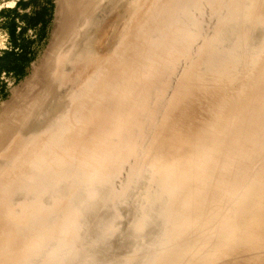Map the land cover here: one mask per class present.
Masks as SVG:
<instances>
[{
  "label": "rangeland",
  "instance_id": "1",
  "mask_svg": "<svg viewBox=\"0 0 264 264\" xmlns=\"http://www.w3.org/2000/svg\"><path fill=\"white\" fill-rule=\"evenodd\" d=\"M133 1L0 0V120L30 108L54 79L49 73L55 72L59 42L72 45L80 35L95 49L92 59H81L65 81H57L65 83L56 118L50 108L28 124L3 160L12 168L0 167V264H25L34 225L43 226L67 200L81 213L84 243L98 241L86 250L93 264H127L126 257L134 264H264V160H255L240 178L226 175L250 145L229 131L256 97L243 83L264 68V0ZM84 15L94 17V37L82 35L91 19ZM70 19L84 27L74 41L73 31L64 37ZM106 64L108 80L94 87L81 112L85 92ZM225 71L231 79H224ZM222 94L233 96V110L219 112L199 137L198 123L214 117ZM175 116L176 123L170 119ZM56 119L59 127L44 134ZM56 139L62 142L50 149ZM231 140L243 147L226 150L223 178L214 156ZM198 168L206 171L203 184H215V197L192 216L190 206L204 200L188 198L203 179ZM81 170L100 183L75 187Z\"/></svg>",
  "mask_w": 264,
  "mask_h": 264
},
{
  "label": "bare ground",
  "instance_id": "2",
  "mask_svg": "<svg viewBox=\"0 0 264 264\" xmlns=\"http://www.w3.org/2000/svg\"><path fill=\"white\" fill-rule=\"evenodd\" d=\"M111 1V0H110ZM137 1L138 0H136L135 2L137 3ZM108 2V1H107ZM134 2V1H133ZM134 2V3H135ZM136 5V4H135ZM88 6V5H87ZM87 6L85 5V7H86V9H88L87 8ZM77 7H79V6H77ZM77 7H73V8H77ZM89 7V6H88ZM72 7H71V9H73ZM91 8V7H90ZM89 8V9H90ZM92 9V8H91ZM73 10H75V9H73ZM94 10V9H93ZM100 10V9H99ZM99 10L98 9H96L95 11H98V13H99ZM101 10H102V8H101ZM104 10V9H103ZM103 10H102V12H103ZM137 10V9H136ZM135 10V11H136ZM88 10H85V12L86 13H89L90 12V10H89V12H87ZM94 11V12H95ZM92 12V14L94 15V16H96L97 14V12ZM85 13V14H86ZM89 14H91V13H89ZM88 14V15H89ZM73 16V15H72ZM74 17V16H73ZM85 15H84V18H82V20L84 19L85 20ZM91 17V19H92V21H91V19L89 20V18ZM88 17H86V19H87V21H88V25H87V23H85L84 24V26L86 27V26H88V28L85 30V29H83V30H85V32L83 31L82 32V35H83V37H94V34L92 33V32H94L93 31V28H94V26H93V24H92V22H94L93 21V16H88ZM75 18V17H74ZM81 19V18H80ZM69 22H70V24L69 23H67V25H66V30L64 31V33H65V36L64 37H66L67 36V34L69 33V34H71L72 33V31H73V33H72V35H71V38H70V36H69V38L71 39V41H74L75 39H76V41H77V43H76V41L75 42H72V45H71V43H65V41H63V39H64V37L63 38H61L62 40H61V42L63 41L65 44H66V48L64 47V43H62V44H64V45H62L60 42L58 43V47H57V51L55 52V69L53 68V71H55V72H50L49 74H55L54 75V79H51V81H48V83L46 82V84H45V86H43L44 87V89H43V91L40 93V95H39V97H38V99L36 100V102L30 107V108H28V109H21V110H19L17 113H15L14 112V114L13 115H7V116H5V118L4 119H2V120H0V167L2 168V167H7L8 168V170L9 169H11L12 167V164L11 163H9L8 161H10V160H6L7 158V155H8V153L9 152H12V150L11 149H13L16 145H17V142H16V144H14V146L11 148V146H12V144H13V142H15V141H17V136H19V134H20V132L23 130V129H25V128H27V126H28V124H32V126L37 122V119H38V117L39 116H41L45 111H47L48 109H50L51 108V112H52V116H53V118L55 119L56 118V114H57V109H58V104L59 103H61L62 102V97H61V95H60V92H61V90H62V88L64 87V83H63V85H61L60 83H58L57 81H65L68 77H69V75H70V73H71V69L73 68V66L75 67V66H77L76 64H77V62L78 61H80L81 59H83V61H85V60H88L89 58L90 59H92V57H94V54H95V52H94V50L92 51V48H90V44H88V42H86V43H83L82 44V42L81 41H79V40H81V38H80V35H78L77 36V34H80V30L82 29V27H80L79 26V20L76 22H71V19L69 20ZM80 22H81V20H80ZM82 23V22H81ZM83 23H84V21H83ZM92 25H91V24ZM96 23V22H95ZM90 25V26H89ZM227 25V24H226ZM80 27V28H79ZM78 28H79V31H78ZM84 28V27H83ZM79 33H78V32ZM91 34H93V35H91ZM228 34V33H227ZM77 36V38H75L74 36ZM82 35H81V37H82ZM91 35V36H90ZM219 35H217V37H218ZM67 38V37H66ZM75 38V39H74ZM78 38H80V39H78ZM73 39V40H72ZM221 38H219V40H220ZM218 40V41H219ZM66 41H68V39L66 40ZM221 41V40H220ZM69 42V41H68ZM67 44H70L71 46L70 47H68L67 46ZM118 49H119V47H118ZM261 47H260V51H261ZM118 51H120V50H118ZM259 51V52H260ZM94 52V53H93ZM136 54V53H135ZM147 55H148V60H150V58H151V56H152V54L151 53H149V52H147L146 53ZM105 56V55H104ZM136 56H137V54H136ZM120 57H122V56H120ZM140 57V56H139ZM138 57V58H139ZM100 58V57H99ZM106 58V57H105ZM105 58H104V60H105ZM98 59V58H97ZM122 59V58H121ZM136 59V58H135ZM109 60V59H108ZM134 60V59H133ZM137 60V59H136ZM92 61V60H91ZM103 61V60H102ZM105 61H107V60H105ZM120 60H118V62H119ZM135 61V60H134ZM140 61V60H139ZM86 62H88V64L90 65V64H92L93 62H94V59H93V61H92V63L91 62H89V61H86ZM101 62V61H100ZM122 62V60L120 61V63ZM138 63V62H137ZM136 63V64H137ZM102 64H105V62L104 63H102ZM135 64V65H136ZM89 65H87L86 64V67L87 66H89ZM93 65H94V63H93ZM100 65V64H99ZM54 67V66H53ZM84 67H85V65H84ZM85 67V68H86ZM136 67H137V65H136ZM134 68V69H136L137 70V68ZM80 68V67H79ZM82 69H83V67H81ZM84 68V69H85ZM96 68V67H95ZM107 68H108V66H107V64L106 65H102L101 66V68H100V73L99 74H96L97 76H99L98 78H96V79H94V80H92V83H91V81H90V83H91V86L89 87V91H86L85 92V95L84 94H82V95H84V98H83V100H82V98H80V100H82V102L81 103H83V105H79V107H80V109H81V112L83 111V106L87 103V101L88 100H86V97H88L89 96V94L90 93H92V91H93V89H94V87L95 86H97V85H99L100 83H102V79H107L108 80V78H106L107 76L105 75V71L107 70ZM139 69V68H138ZM140 69H141V67H140ZM52 70V69H51ZM245 70V69H244ZM77 71V70H76ZM83 72H84V70H82ZM140 71V70H139ZM138 71V72H139ZM95 72V71H94ZM98 72V71H97ZM121 72V71H120ZM120 72L119 73H117L119 76L118 77H120ZM122 72H123V69H122ZM133 72H135V70L133 71ZM226 72V77L224 78V79H231V74H230V72H227V71H225ZM77 73H78V71H77ZM86 73V72H85ZM136 73V72H135ZM144 73V72H143ZM48 74V75H49ZM117 74L115 75V77L117 78ZM137 74V73H136ZM76 75V74H75ZM94 75V74H93ZM144 75V74H143ZM41 77V76H40ZM80 77V76H79ZM92 77V76H91ZM94 77V76H93ZM136 77V76H135ZM138 77V76H137ZM114 78V77H113ZM115 78V79H116ZM90 79V78H89ZM104 79V80H105ZM112 79V78H111ZM117 79H119V78H117ZM117 79H116V82H118L117 81ZM134 79V78H133ZM70 80V79H69ZM114 80V79H113ZM131 80V79H130ZM115 82V83H116ZM130 82V81H129ZM132 82H134V80L133 81H131V83ZM89 83V84H90ZM135 83V82H134ZM88 84V85H89ZM133 84V83H132ZM136 84V83H135ZM245 84V86H244V88H245V90H249V91H253L254 90V92H256V97H254L255 98V100L253 101V104H251L250 106H249V108L247 107L246 109H245V117H241V118H239L238 120H237V124H235V126H233L232 128H231V130L229 131V133H232V134H239V137L241 138V140L243 141V140H247V139H249V146L248 147H246V149L244 150V151H242V154H243V156H242V158L240 159V161L238 162V164L237 165H235V168H234V170H233V174L231 173V172H229V174H226L229 178H240L241 176H243V175H245V174H248L250 171V169H251V167L253 166V164L255 163V162H258L259 164H262V161L264 160V158H262V159H260V157L258 158V159H256V156L257 155H259V154H261V152L263 151L264 152V68H258L257 69V72L253 75V76H251L250 78H248L247 80H246V82H244L243 83V85ZM66 85V84H65ZM88 85H87V87H88ZM219 85V84H218ZM133 86V85H132ZM130 87V86H129ZM34 88H35V86H34ZM36 89V88H35ZM190 89H192L191 88V86L188 88V89H186V93H187V91L188 90H190ZM28 90V89H27ZM221 90V89H220ZM36 91V90H35ZM216 92V91H215ZM25 93V92H24ZM33 93V92H32ZM94 93H95V91H94ZM103 93H105V91L104 90H102L101 91V96L103 95ZM34 94V93H33ZM29 95V94H28ZM35 96H37L36 94L34 95V98H35ZM29 97V96H28ZM236 97V96H235ZM27 98V97H26ZM31 98L33 99V97L31 96ZM30 98V100L32 101V99ZM28 100V99H27ZM79 100V101H80ZM20 101V100H19ZM235 100L233 99V96H231L230 98H227V97H225L223 94L221 95V99L218 101V102H216L217 104H216V106H215V111H214V117L210 120V121H207V122H205V121H202V122H200V123H198V128L194 131V132H196L197 134H199V137H202L203 135H204V133H205V129L206 128H208L209 127V125H211L212 123H214L215 122V120H217L218 119V113L219 112H226V111H231V110H233V108L234 107H230L231 106V104L234 102ZM30 102V101H29ZM172 102H175V100L174 99H170L169 100V111H167L166 109L164 110V114L165 115H169L170 116V113H171V108H170V104L172 103ZM27 103V102H26ZM33 103V102H32ZM48 103V104H47ZM165 103V102H164ZM24 104V103H23ZM47 104V105H46ZM78 104H79V102H78ZM44 105H46V106H44ZM16 106L17 105H15V108H16ZM20 106H22V105H20ZM44 106V107H43ZM42 107L43 108H45V109H43V111H42ZM161 107V106H160ZM75 108V107H74ZM78 108V107H77ZM153 108V107H152ZM163 108V107H162ZM186 108V107H185ZM192 108V107H191ZM76 109V108H75ZM79 109V110H80ZM49 111V112H50ZM8 112V111H7ZM11 112V111H10ZM78 112V111H77ZM160 112V111H159ZM182 113H183V110L181 109L180 111H179V116H181L182 115ZM4 114H6V113H4ZM76 115V114H75ZM74 116V115H73ZM79 116V115H78ZM164 116V115H163ZM162 115H161V117L162 118H164ZM179 116H175V117H173V118H170V119H172L173 120V122L174 123H176L177 121H178V118H179ZM76 118V117H75ZM74 118V119H75ZM251 118H252V120H251ZM73 119V118H72ZM169 119V118H168ZM80 120V119H79ZM76 121V120H75ZM111 121H114V119H112ZM110 121V124L112 123ZM244 121H248V125H247V130H242L241 129V125H242V123L244 122ZM115 125L114 126H116V125H118V121L117 120H115ZM69 123H70V121H69ZM74 123V122H73ZM71 124L70 125V128H72V130H73V128L76 126L75 124ZM76 123V122H75ZM59 125H60V123H57V119H56V124H55V126L50 130V126H48V127H46L44 130H43V133L44 134H46V133H48V132H51V131H54L57 127H59ZM251 126V127H250ZM108 127V125L106 126V128ZM109 129V128H108ZM104 132L106 133L105 134V136L108 134V132H106L105 131V129H104ZM40 137H42L43 136V134H41L40 133V135H39ZM65 138H62V139H64V141L63 142H65L66 140H67V138H66V136L65 135H63ZM102 136H104V135H102ZM104 136V137H105ZM69 138L71 137V136H68ZM16 139V140H15ZM62 139H56L54 142H52L51 143V146H49V148L51 149H55L56 148V144H58L59 142H62L61 140ZM200 140H201V138H199V139H197V141L198 142H200ZM233 140H236V139H233ZM34 143H33V145H35V146H39L40 145V143H38V138H36L34 141H33ZM232 140L231 141H225V143H223V145H219V147H218V149L216 150V152H215V156H214V158L217 160V162H218V169H219V175H222L223 176V178L225 177L223 174H222V172H223V170H224V166L226 165V163H227V161H228V157L227 156H225L226 155V150L228 149V148H230V147H233L234 146V150L233 151H235L236 149H240L241 150V147H243V145H242V143L241 144H238V143H236V144H234V145H232ZM38 143V144H37ZM54 145V146H53ZM46 146V145H45ZM45 146H43V147H45ZM53 146V147H52ZM222 146H225V147H222ZM222 148H225L224 149V151H223V153L221 154V150H222ZM160 151V149H156L155 150V153L153 154V155H157L158 154V152ZM56 153H57V151H56ZM221 154V155H220ZM58 155V154H57ZM152 155V157H154ZM152 157H151V159H152ZM4 158H6L5 160H6V162L4 163L3 162V160H4ZM256 160V161H255ZM260 160V161H259ZM255 161V162H254ZM263 165V164H262ZM11 167V168H10ZM17 169H18V166H17ZM159 170V169H158ZM157 170V171H158ZM198 173L200 174L199 175V178H203V179H201V180H199L198 181V183H197V185L194 187V189H193V191L191 192V195L188 197V198H191V200H194L193 202H195L196 200H198L199 198L198 197H201V198H203L204 200H202V201H200V202H197V203H195V204H193L192 206H190V211L188 210V214H192V216H194V215H196V214H198L199 213V211H200V208H202V209H204V205H205V203H206V201H207V204H208V206L210 205V204H212V202H213V200H214V197H215V195H214V186H215V184L214 185H212V186H210L209 187V185H208V181L205 183V184H203L204 183V180H205V177H206V171L205 170H203V169H199L198 168ZM156 172V171H155ZM160 173V170L158 171V173H156V174H159ZM257 180H258V178H257ZM253 181H255V182H257L256 181V179H253ZM255 182H253V183H255ZM238 189H239V187H238ZM168 205V204H167ZM247 205V204H246ZM152 206V204L150 203V206L149 207H151ZM251 206V204H249L247 207L249 208ZM213 208H215V206H212V207H210V208H208V209H213ZM148 209H151L152 210V213L153 214H155L158 210H154L153 208H148ZM167 209H168V206H167ZM191 212V213H190ZM139 222H140V220L138 221V224H139ZM140 227H142V224L141 225H139ZM260 251V250H259ZM258 251V252H259ZM261 252V251H260Z\"/></svg>",
  "mask_w": 264,
  "mask_h": 264
},
{
  "label": "clouds",
  "instance_id": "3",
  "mask_svg": "<svg viewBox=\"0 0 264 264\" xmlns=\"http://www.w3.org/2000/svg\"><path fill=\"white\" fill-rule=\"evenodd\" d=\"M73 179L75 187L86 186L92 189L100 183L83 170L78 171ZM123 195L121 192L116 193L114 198L120 199ZM80 216V211L67 200L43 226L38 221L34 225L32 242L26 249L25 264H93L94 257L87 254L86 250L95 246L98 241H93L91 245L84 243L80 235ZM112 230L109 227L105 235ZM126 261L127 264H134L136 260L126 257Z\"/></svg>",
  "mask_w": 264,
  "mask_h": 264
}]
</instances>
